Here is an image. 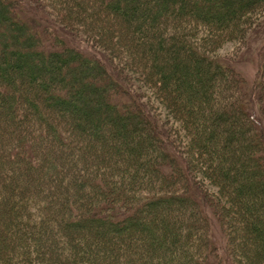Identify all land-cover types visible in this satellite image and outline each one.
I'll list each match as a JSON object with an SVG mask.
<instances>
[{"label":"trees","instance_id":"1","mask_svg":"<svg viewBox=\"0 0 264 264\" xmlns=\"http://www.w3.org/2000/svg\"><path fill=\"white\" fill-rule=\"evenodd\" d=\"M41 3L118 61L88 57L50 27L34 35L0 0V264H220L205 211L220 219L230 264H264L263 123L243 108L244 82L199 49L203 29L242 33L264 0H85L125 35L124 60L65 0ZM136 60L165 103L193 114L192 145L223 194L173 163L175 147L160 144L167 128L139 114L135 76L124 73ZM128 152L139 162L127 176L78 166L121 158L124 168Z\"/></svg>","mask_w":264,"mask_h":264},{"label":"rangeland","instance_id":"2","mask_svg":"<svg viewBox=\"0 0 264 264\" xmlns=\"http://www.w3.org/2000/svg\"><path fill=\"white\" fill-rule=\"evenodd\" d=\"M8 1L11 5L13 4V6H15L20 13V15L19 13L16 14L17 10L14 8V12L16 11L14 19H16L18 23H26L27 26H32L34 35L40 36L41 30H43L42 28H53V30H56L58 35H63V37H61L69 41V44L73 46V48H77L86 56H93L95 59L98 58L100 61L105 60V62L108 60V62L111 64L117 63V55L115 57L109 53L107 49L98 45L94 46L89 38L82 34L81 31L78 32L80 28H78V30H72L73 32L67 30L62 23L65 19L60 12H57L56 14L53 12V10H49L47 7H45V9H41V0ZM65 1L67 7L72 8L75 12L82 16L80 19V24H83L84 29L91 28L94 30V33L98 34V36L101 38L100 40L103 42H116V48L118 51L120 50V54L118 56H123L122 60L127 57L129 52L126 50L128 49L126 46L129 43L127 42L125 35L120 33V30H116L119 27H116L117 25H115L112 20L109 21V19H106L105 16L97 13L95 6L90 3H85V0H75L82 5L80 8H77L72 0ZM246 15V21L241 20L242 24H244L243 32H233L226 39L221 38V34L217 30L210 32L207 29H203L200 33L198 32L200 35L204 34L202 36L204 37L203 40H200L199 49L204 55H207V58L217 59L220 61V63L229 66L231 68L230 75H234V77L238 78L239 81L244 82L245 86H247L249 89V97L245 98L243 108H249L251 110L250 114L252 116L254 115L255 117H258L263 123L264 127V107L260 105L264 102L260 101V97H258L262 96L261 93L263 92L262 89L264 88L261 87L262 81L259 86H256V84L260 82V79L264 77V65L261 63L262 59L264 58V14L261 13L257 15V13L249 12L246 13ZM22 20L24 21L22 22ZM29 20H31V23ZM257 23L258 26L256 27ZM64 32L67 35H65ZM8 41L9 40H7V42ZM128 46L130 47V44ZM136 62L138 66L135 64L134 67L129 66L128 68L124 69V73L132 78L135 76V82H137L138 87L137 89H132V92L134 91L137 94V102L142 104L144 107L143 110H139V114H142L144 117H149L153 120L157 119L159 122L161 121L159 125L160 128H167L169 131V133L166 134L168 138L163 139L160 144H167L168 146L175 147L177 150V156L179 154V157L175 156V154L173 155L169 153L173 163L180 165L182 168H184L183 170H187V172H189L188 170H195L196 173L193 176H196V179H200L203 186L208 189L209 192L211 191L217 194L221 191L223 194V190L221 189L219 182L214 179L212 174L208 171L210 170L209 167L203 162L202 158L205 157V154L201 149H197L192 145L193 136L191 124L193 123V114L191 112H184L187 117L186 118L183 116V114H181V112L183 113V110L181 111L180 107L175 108L173 103H168V101L165 103L162 97H160L159 91L154 89L153 85L148 86L146 83L147 81H143L144 79L142 77L144 70H140L139 63L137 60ZM260 64L262 66H260ZM214 92L215 95H219L221 93L217 82L214 84ZM215 97L216 96H213L210 102L213 107L216 106ZM195 101L196 98H193V103L191 104L192 106L193 104L197 106L201 102H199V100L196 102ZM212 108L210 109L212 110ZM123 156L127 162V165H125L124 168L116 166L115 169L114 166V161H121V158L108 159L107 161H99V159L95 161L92 160L85 166L81 164L78 166L82 167V169H85L86 172L92 173L95 177L98 176L100 172L107 170H113V175H117L120 169L127 170L125 172V175L127 176L128 173H131L130 171L136 170L139 159L131 156L129 152L125 153ZM170 163H172L170 160L169 162L167 160H164L163 163L161 162V164L166 166H169ZM155 164L158 166L161 165L157 162ZM174 169L179 170V168L174 167H172L170 170ZM113 211L123 213L126 210L115 205ZM103 213L106 214L107 212L104 211ZM205 213L209 218L208 232L210 245L213 247L217 255V260L220 261V264H230V261L225 256V239L221 231L220 219L215 217L209 211H205ZM236 248L239 250V254L248 261V257L246 254H244V252H242L239 244L236 245ZM2 258L3 257L0 255L1 260Z\"/></svg>","mask_w":264,"mask_h":264}]
</instances>
